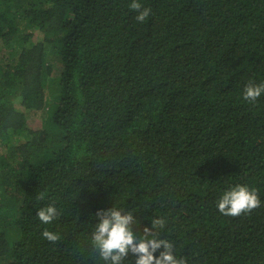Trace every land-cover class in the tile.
Here are the masks:
<instances>
[{"label": "trees", "instance_id": "trees-1", "mask_svg": "<svg viewBox=\"0 0 264 264\" xmlns=\"http://www.w3.org/2000/svg\"><path fill=\"white\" fill-rule=\"evenodd\" d=\"M139 2L144 23L131 0H0V264H102L90 235L114 206L137 237L164 218L186 264H264V97L242 100L264 0ZM235 185L261 206L221 215Z\"/></svg>", "mask_w": 264, "mask_h": 264}, {"label": "clouds", "instance_id": "clouds-1", "mask_svg": "<svg viewBox=\"0 0 264 264\" xmlns=\"http://www.w3.org/2000/svg\"><path fill=\"white\" fill-rule=\"evenodd\" d=\"M128 7L136 13L135 20L138 23H144L151 14V9L144 7L139 0H131ZM261 97H264V81L256 83L249 80L243 88L242 100L256 105ZM261 204L257 190L246 185H235L220 195L216 208L223 216L238 217L251 213ZM60 215V210L52 202L41 207L36 217L42 225H52ZM96 219L98 223L91 232L90 243L102 264H124L129 254L135 257L134 264H186L185 258H177L175 255L173 242L161 238L160 234L166 226L164 218L152 219L151 226L144 227L139 237L133 232L136 221L132 210L114 206L97 211ZM41 235L51 244L60 240L59 233L47 227Z\"/></svg>", "mask_w": 264, "mask_h": 264}, {"label": "rangeland", "instance_id": "rangeland-1", "mask_svg": "<svg viewBox=\"0 0 264 264\" xmlns=\"http://www.w3.org/2000/svg\"><path fill=\"white\" fill-rule=\"evenodd\" d=\"M48 59H50V57H49ZM50 61H51V62L53 61V57H51ZM57 65H58V64H57ZM53 75H55V73H53ZM28 114H29V117L31 118V120L34 119V121H33L32 124H33L35 127L38 128V126H39L38 120H40L41 115L39 116V113H37L36 115H33L32 113H28ZM37 119H38V120H37Z\"/></svg>", "mask_w": 264, "mask_h": 264}]
</instances>
